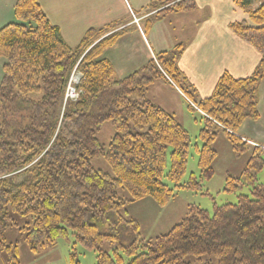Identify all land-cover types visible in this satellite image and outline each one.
<instances>
[{"label": "trees", "instance_id": "obj_1", "mask_svg": "<svg viewBox=\"0 0 264 264\" xmlns=\"http://www.w3.org/2000/svg\"><path fill=\"white\" fill-rule=\"evenodd\" d=\"M233 3L247 19L229 29L259 53V63L249 77L224 73L211 96L200 98L179 67L183 44L119 79L105 57L120 37L112 33L114 26L88 30L72 48L39 0H18L16 22L0 29V255L8 253L5 264H21L18 247L6 240L14 228L36 256L72 232L76 243L96 253L95 264H264V184L257 181L264 150L239 134L246 121L260 118L264 0L257 6L254 0ZM195 8V0H154L146 23ZM76 68L78 97L65 101ZM159 79L175 85L203 115L199 179L192 174L182 183L190 136L173 114L149 99ZM106 123L115 130L108 147L98 139ZM221 135L237 158L249 154L241 175L227 176L225 192L249 187L250 195L215 205L213 214L188 205L181 222L145 239L126 207L146 199L165 207L176 191L201 192L203 181L215 175L214 146ZM96 158H103L112 174L94 169L90 162ZM72 262L78 264L76 254Z\"/></svg>", "mask_w": 264, "mask_h": 264}, {"label": "crops", "instance_id": "obj_2", "mask_svg": "<svg viewBox=\"0 0 264 264\" xmlns=\"http://www.w3.org/2000/svg\"><path fill=\"white\" fill-rule=\"evenodd\" d=\"M153 1L39 0L51 23L59 28L61 37L72 48L79 45L88 30L114 26L112 33H119L120 37L105 52V57L113 64L119 79L178 44L185 47L179 67L200 98L211 96L217 81L226 72L235 78L252 75L260 55L229 29L231 23L247 19V15L235 7L234 0H195V10L170 15L144 29L150 14L147 8ZM17 2L0 0V29L16 22ZM134 16L139 23L134 21ZM148 97L182 125L187 118L186 109L201 116L190 108L191 103L184 94L164 79L150 87ZM245 123L240 136L264 148V133L255 126L260 122ZM220 137L226 139L223 135ZM139 223L141 225L140 220Z\"/></svg>", "mask_w": 264, "mask_h": 264}, {"label": "rangeland", "instance_id": "obj_3", "mask_svg": "<svg viewBox=\"0 0 264 264\" xmlns=\"http://www.w3.org/2000/svg\"><path fill=\"white\" fill-rule=\"evenodd\" d=\"M261 0H254L255 6ZM155 22V21H154ZM152 22V23H154ZM151 23V24H152ZM147 28V23H144V29ZM4 60H0V83L3 77L2 66ZM81 80V79H80ZM79 80V82H80ZM259 108H261L260 118L257 123V128L264 133V86L263 83L259 90ZM187 118L183 122L184 127L189 132L190 147L188 153V163L186 176L183 182H187L192 174L198 179L200 177V169L198 166V148L202 147V142L199 139L200 131L205 126V121L197 113L187 111ZM248 123V122H247ZM246 123L241 127L245 126ZM253 126V125H252ZM240 129V134L243 132ZM115 130L111 123H106L98 133L99 141L108 147L111 139L114 137ZM242 135V134H241ZM253 139V138H251ZM215 149L218 157L214 163L215 175L211 180L203 181L202 191L193 192L189 190L176 191L175 198L165 207H160L153 200L146 199L141 202L128 205L127 215L141 221L142 235L145 239H154L155 237L167 233L172 227L181 222L185 217L188 205L199 206L205 209L209 214L214 213L215 205L222 206L224 204H235L238 201V196L250 195V188L245 187L239 193L225 192L226 179L228 175L239 177L247 165L249 154H245L237 158L233 153L230 142L223 137L215 143ZM91 166L96 170H101L112 174L111 168L103 158L91 160ZM257 181L259 184H264V168L258 173ZM126 192L121 190L120 195H125ZM8 244L18 247L19 261L21 264H73L72 255L76 254L78 264H95L96 253L87 250L81 244L76 243V238L72 232L68 236L61 238L55 249H50L41 253V255H32L25 242L24 234L18 228L9 230L6 234ZM105 250L110 249V245H104ZM0 255V264H5L4 258L8 257V253L2 252ZM188 260H193L189 258Z\"/></svg>", "mask_w": 264, "mask_h": 264}, {"label": "built area", "instance_id": "obj_4", "mask_svg": "<svg viewBox=\"0 0 264 264\" xmlns=\"http://www.w3.org/2000/svg\"><path fill=\"white\" fill-rule=\"evenodd\" d=\"M138 19L135 18V22L138 23ZM81 79V74L77 71V68L75 69V71L73 72L69 85L67 87L66 90V94H65V101L68 100H76L78 97V93L76 90V85L79 83V80Z\"/></svg>", "mask_w": 264, "mask_h": 264}]
</instances>
